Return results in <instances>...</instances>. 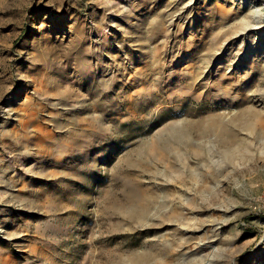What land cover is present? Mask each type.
Here are the masks:
<instances>
[{
    "label": "rangeland",
    "instance_id": "rangeland-1",
    "mask_svg": "<svg viewBox=\"0 0 264 264\" xmlns=\"http://www.w3.org/2000/svg\"><path fill=\"white\" fill-rule=\"evenodd\" d=\"M0 264H264V0H0Z\"/></svg>",
    "mask_w": 264,
    "mask_h": 264
},
{
    "label": "bare ground",
    "instance_id": "bare-ground-1",
    "mask_svg": "<svg viewBox=\"0 0 264 264\" xmlns=\"http://www.w3.org/2000/svg\"><path fill=\"white\" fill-rule=\"evenodd\" d=\"M254 2V1H253ZM259 12V11H258ZM255 13V12H254ZM247 28V27H246ZM259 122V121H258ZM263 122V121H262Z\"/></svg>",
    "mask_w": 264,
    "mask_h": 264
}]
</instances>
